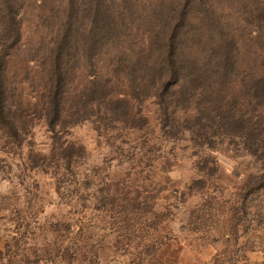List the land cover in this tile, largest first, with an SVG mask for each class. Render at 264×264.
Here are the masks:
<instances>
[{"label": "trees", "instance_id": "obj_1", "mask_svg": "<svg viewBox=\"0 0 264 264\" xmlns=\"http://www.w3.org/2000/svg\"><path fill=\"white\" fill-rule=\"evenodd\" d=\"M26 2L0 0V130L23 148L29 120L42 116L51 134V158L35 157L31 167L51 176L61 198L79 202L84 188L85 148L71 130L94 118L103 128L131 122L137 130L142 110L136 104L147 100L158 106L162 127L181 130L195 146L213 150L221 139L264 160V62L248 48L262 31L243 29L260 23L263 14L259 6L248 8L251 0H65L57 9L51 6V38L25 67L29 71L36 59L41 63V73L29 83L33 96L12 94L25 83L9 78L10 59L24 37ZM247 50L254 59L243 66ZM180 110L188 116L183 129L177 125ZM139 164L136 179L144 174ZM146 188L137 186L125 196L115 192L110 204L137 207L140 197L155 199L145 196ZM145 222H117L124 236L120 248H132L133 234L152 224Z\"/></svg>", "mask_w": 264, "mask_h": 264}, {"label": "rangeland", "instance_id": "obj_2", "mask_svg": "<svg viewBox=\"0 0 264 264\" xmlns=\"http://www.w3.org/2000/svg\"><path fill=\"white\" fill-rule=\"evenodd\" d=\"M60 3L65 0H27L24 37L9 64L10 80L25 84L12 94L36 95L29 83L41 73V63L36 59L29 71L25 67L37 49L47 47L55 25L50 9ZM257 6L260 23L243 29L262 31L248 48L261 53L263 63L264 0H251L248 8ZM246 17L252 19L250 13ZM248 50L243 66L254 59ZM136 105L142 110L137 130L130 129L131 122L103 128L95 118L71 130L85 148L79 202L61 198L51 176L31 167L35 157L51 158V134L39 113L29 120L23 148L0 130V264L9 259L18 264H264V160L221 139L213 150L195 146L181 130L162 127L152 100ZM185 113L176 114L180 129L188 125ZM137 163L145 168L141 179H136ZM137 186H147L145 196L155 199L140 197L137 207L110 204L115 192L129 195ZM119 221H147L153 228L133 234L132 248L125 251L117 243L124 237L116 228Z\"/></svg>", "mask_w": 264, "mask_h": 264}]
</instances>
